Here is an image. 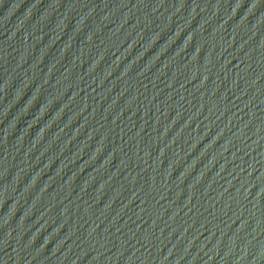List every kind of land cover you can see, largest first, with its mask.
Wrapping results in <instances>:
<instances>
[{
	"label": "water",
	"instance_id": "1",
	"mask_svg": "<svg viewBox=\"0 0 264 264\" xmlns=\"http://www.w3.org/2000/svg\"><path fill=\"white\" fill-rule=\"evenodd\" d=\"M0 264H264V0H0Z\"/></svg>",
	"mask_w": 264,
	"mask_h": 264
}]
</instances>
